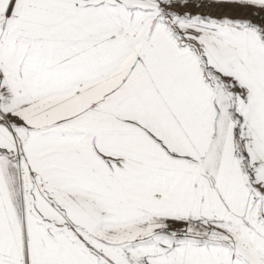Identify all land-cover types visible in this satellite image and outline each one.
Wrapping results in <instances>:
<instances>
[{
	"label": "snow or ice",
	"instance_id": "snow-or-ice-1",
	"mask_svg": "<svg viewBox=\"0 0 264 264\" xmlns=\"http://www.w3.org/2000/svg\"><path fill=\"white\" fill-rule=\"evenodd\" d=\"M0 264H264V0H0Z\"/></svg>",
	"mask_w": 264,
	"mask_h": 264
}]
</instances>
